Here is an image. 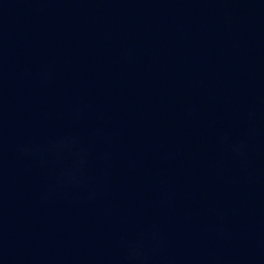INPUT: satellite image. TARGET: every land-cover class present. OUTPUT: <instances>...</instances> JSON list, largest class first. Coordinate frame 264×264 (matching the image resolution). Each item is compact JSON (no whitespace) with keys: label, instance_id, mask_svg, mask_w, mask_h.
<instances>
[{"label":"water","instance_id":"obj_1","mask_svg":"<svg viewBox=\"0 0 264 264\" xmlns=\"http://www.w3.org/2000/svg\"><path fill=\"white\" fill-rule=\"evenodd\" d=\"M0 264H264V0H0Z\"/></svg>","mask_w":264,"mask_h":264}]
</instances>
